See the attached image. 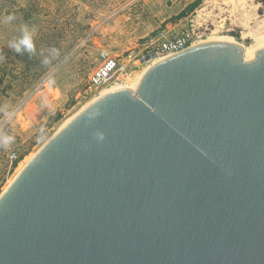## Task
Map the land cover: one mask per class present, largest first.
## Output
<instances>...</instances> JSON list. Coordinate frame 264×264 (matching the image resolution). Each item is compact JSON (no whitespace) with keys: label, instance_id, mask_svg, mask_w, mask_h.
Here are the masks:
<instances>
[{"label":"water","instance_id":"water-1","mask_svg":"<svg viewBox=\"0 0 264 264\" xmlns=\"http://www.w3.org/2000/svg\"><path fill=\"white\" fill-rule=\"evenodd\" d=\"M241 44L168 56L54 133L0 194V264H264V49Z\"/></svg>","mask_w":264,"mask_h":264},{"label":"rangeland","instance_id":"rangeland-1","mask_svg":"<svg viewBox=\"0 0 264 264\" xmlns=\"http://www.w3.org/2000/svg\"><path fill=\"white\" fill-rule=\"evenodd\" d=\"M256 0H0V194L70 116L95 97L89 77L105 50L128 63L131 79L142 58L171 34L194 24L206 37L242 41V55L264 42V12ZM8 14L15 19L5 22ZM32 34V52L9 42ZM46 61V62H45ZM7 113V115H6ZM20 163L10 168L7 155Z\"/></svg>","mask_w":264,"mask_h":264},{"label":"built area","instance_id":"built-area-1","mask_svg":"<svg viewBox=\"0 0 264 264\" xmlns=\"http://www.w3.org/2000/svg\"><path fill=\"white\" fill-rule=\"evenodd\" d=\"M208 38L206 37V39ZM203 40L194 24H190L188 29L171 34L168 38L153 45L148 53L155 52L157 56L168 57ZM99 56L101 61L89 77V87L99 92L117 84L123 86V83L132 74L128 69V63L123 62L115 56H111L105 50H101ZM7 160L10 168H15L14 165L20 163V159L15 152H10L7 155Z\"/></svg>","mask_w":264,"mask_h":264},{"label":"bare ground","instance_id":"bare-ground-1","mask_svg":"<svg viewBox=\"0 0 264 264\" xmlns=\"http://www.w3.org/2000/svg\"><path fill=\"white\" fill-rule=\"evenodd\" d=\"M211 38H214V37H209V39H211ZM197 44V43H196ZM264 49V42H261V43H258L257 45H255L252 49H251V51H250V55L248 56V57H245L244 55H242V57L244 58V60H246V61H251V60H254L255 59V55L257 54V53H259L260 51H262ZM244 50V45L243 44H241V46H240V52L242 53V51ZM166 58V56H157L156 58H152V59H150V60H148L147 62H146V64H147V66L145 67V69L142 71V72H140L139 74H137L135 77H133L132 79H131V77L130 78H128L124 83H123V88H128V89H134L135 87H136V85H137V83L139 82V80H140V78L152 67V66H154L155 64H157L158 62H160V61H162L163 59H165ZM113 87H115V86H112L111 88H107V89H103V90H101V91H99L96 95H95V97H93L91 100H89L86 104H84L81 108H79L77 111H75L71 116H70V118H68L56 131H55V133L58 131V130H60L66 123H68L76 114H78V112H80L84 107H86L90 102H92L95 98H97L99 95H102V94H104L105 92H107V91H109V90H111ZM53 136V135H52ZM51 136V137H52ZM50 137V138H51ZM49 138V139H50ZM48 139V140H49ZM48 140H46L45 142H44V144L48 141ZM43 144V145H44ZM42 145V146H43ZM41 146V147H42ZM40 147V148H41ZM39 148V149H40ZM39 149L36 151V153L39 151ZM35 153V154H36ZM35 154H33L32 156H34ZM32 158V157H31ZM30 158V159H31ZM29 159V160H30ZM28 160V161H29ZM28 161L26 162V164L28 163ZM25 164V165H26ZM24 165V166H25ZM23 166V167H24ZM22 167V168H23ZM21 168V169H22ZM20 169V170H21ZM18 174V173H17ZM16 174V175H17ZM15 175V176H16ZM13 180V179H12ZM11 180V181H12ZM11 181H10V183H11ZM9 183V184H10ZM8 184V185H9ZM7 185V186H8ZM6 186V187H7ZM5 187V188H6ZM5 190V189H4ZM3 190V191H4Z\"/></svg>","mask_w":264,"mask_h":264},{"label":"clouds","instance_id":"clouds-1","mask_svg":"<svg viewBox=\"0 0 264 264\" xmlns=\"http://www.w3.org/2000/svg\"><path fill=\"white\" fill-rule=\"evenodd\" d=\"M15 19L14 14H8L5 17V22H11ZM21 31L23 32V37L19 39L18 41H12L9 42L8 46L10 48H13L16 52H20L21 48L23 47L29 52H32L34 49L33 41H32V34L35 31L33 28L31 31L29 30L27 25H22L20 27ZM0 59H3L2 56H0ZM46 62V61H45ZM7 115V113H6ZM14 137L11 135L0 133V147H3L7 149L9 144L13 141Z\"/></svg>","mask_w":264,"mask_h":264},{"label":"trees","instance_id":"trees-1","mask_svg":"<svg viewBox=\"0 0 264 264\" xmlns=\"http://www.w3.org/2000/svg\"><path fill=\"white\" fill-rule=\"evenodd\" d=\"M258 4H260V7L258 9L259 14H262L264 12V0H256Z\"/></svg>","mask_w":264,"mask_h":264}]
</instances>
